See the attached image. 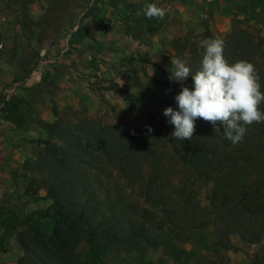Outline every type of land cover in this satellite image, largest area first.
Listing matches in <instances>:
<instances>
[{
	"label": "trees",
	"instance_id": "obj_1",
	"mask_svg": "<svg viewBox=\"0 0 264 264\" xmlns=\"http://www.w3.org/2000/svg\"><path fill=\"white\" fill-rule=\"evenodd\" d=\"M239 10L264 23V18L248 7L242 6ZM205 38L217 36L206 28L200 34H191L172 44L175 49L180 45L187 47L188 66L193 73L200 67L203 54L198 42ZM224 45V55L229 62L245 59L255 65L264 91V40L247 29L234 26ZM155 66L167 80L149 82L154 110L147 124L138 121L121 127H99L92 119L75 124L55 122L50 136L56 144H51L50 140L36 141L45 145L38 155L36 169L43 186L47 187L48 197L54 202V215L38 212L33 216L51 220L49 244L40 242L46 244L45 248L50 245L54 254L74 257L83 241L88 247L89 262L96 264L110 244L139 247L145 242L155 249L162 248L176 261L191 262V253L176 246L174 241L183 240L181 230L189 218L186 208V212L178 208L185 202L189 183L194 186L199 179L213 184L211 205L226 228L239 226L244 242H264V123L247 126L243 140L233 145L223 136L222 127L221 133H215L210 122L197 118L191 140H174L171 136L174 126L168 123L169 118L163 112L169 106L178 110L175 96L181 91V83L169 80L170 73ZM183 86L193 87L191 76ZM117 92L130 105H147L118 86ZM148 127L153 131L149 133ZM160 131L165 135L171 154L181 163V169L172 174L168 169L154 167L148 171L146 180L142 177L135 180L139 170L132 168L136 156L142 152L158 156L157 146L162 143ZM104 158L115 160L122 169L94 172L92 167L101 165ZM88 166L91 169H87ZM119 171L122 178L118 181ZM103 176L110 183L107 187ZM134 182L140 186L141 205L120 188V184ZM168 188L172 189L171 193L165 192ZM167 205L173 209L164 211ZM160 212L170 213L161 219ZM33 216L28 215L25 221L30 222ZM220 232L222 238L218 244L227 246L225 229ZM36 233L41 235L39 231ZM29 242L39 241L32 238ZM39 260L44 263L43 259Z\"/></svg>",
	"mask_w": 264,
	"mask_h": 264
},
{
	"label": "rangeland",
	"instance_id": "obj_2",
	"mask_svg": "<svg viewBox=\"0 0 264 264\" xmlns=\"http://www.w3.org/2000/svg\"><path fill=\"white\" fill-rule=\"evenodd\" d=\"M242 3V1L231 3L236 11L231 16L228 30H210L224 41L236 26L247 29L264 40V23L257 22L242 13L239 10L244 6ZM157 5L161 6V1H158ZM143 8L141 7V11L133 18L130 13L125 15L124 21L134 19L133 25L125 23L123 29L112 31L111 28L107 46L96 47L92 50L93 53L97 51V55L102 53L107 57L108 69L104 71L84 70L88 65L84 56L85 50L76 51L77 49L71 45L68 55L62 53V49L66 47L64 40L55 41L54 43L58 42L55 46H48V49L43 52L45 59L54 56L55 61L47 67L48 74L46 73L45 78L39 83L26 86V89L30 90L28 94H25L26 99L32 101L38 96L48 99L52 105L53 114L57 111L53 124L55 122L60 125L75 124L89 119L94 120L99 127L106 125L121 127L138 121L147 124L154 110L149 95V82L151 79L167 80V77L161 74L155 65L169 73L172 58L179 57L189 63L190 52L187 47L180 45L175 49L172 44L183 40L186 36L200 34L203 31L200 33L187 32L181 38L171 39L173 35L162 29V20L146 18ZM138 26L141 29L137 30ZM39 48V46L33 47L32 55L28 56V62L25 65L27 78L33 75L36 66L42 60ZM86 50L89 51L88 48ZM73 53L75 57L71 58ZM18 81L20 80L16 79L13 83ZM117 86L136 99L144 100L147 105L128 104L117 92ZM5 99V96L0 98L1 103H8V107L0 106V118L11 121L16 115V105L21 98L8 94V100ZM128 106L130 108L125 112ZM160 137L162 143L161 146H157L158 156L145 152L136 156L135 164L132 166L133 169H139L135 173V180L141 177L146 180L148 171L154 167L168 169V172L172 174L181 169V163L171 154L162 131H160ZM39 140H50L51 144H56L50 132L46 139ZM37 144L39 148H35L33 153L38 158L39 153L44 151L45 145L39 142ZM87 169L91 168L88 166ZM92 169L99 173V169L122 168L115 160L104 158L101 165L92 167ZM30 171L34 174L33 184H30L32 182L30 181L24 189V196L29 199H25L19 205H8V186L0 182V264H91L88 247L83 241L76 249L74 257L54 254L50 245L45 248V245L49 244L48 238L52 234L53 224L50 219H42L33 215L38 212H48L54 215V202L48 197L47 187H44L40 180L41 176L37 172L36 163ZM105 177L103 176L102 179L107 187L110 183ZM121 178L122 172L119 171L118 181ZM191 185L189 183L190 190L185 196V202L178 208L179 211L186 208L189 215L181 230L183 240L174 241L176 246L191 253V262L176 261L162 248L155 249L152 245L142 242L139 247L110 244L100 254L96 264H264V242L255 244L244 242L239 226L233 225L228 229L226 224L216 217V212L211 205L214 197L213 184L210 181L199 179L196 185ZM120 188L131 195L132 199L139 201L140 205L143 204L138 182L128 185L123 183L120 184ZM168 190L172 192L171 188L165 189V192L167 193ZM168 209L173 208L167 205L164 211H169ZM186 209H184L185 212ZM169 213L160 212L159 217L163 219ZM28 215L33 216L30 222L25 221ZM221 229H225L227 233L225 236L227 246L218 244L222 238ZM37 231L41 235H38ZM32 238L38 239L39 242L30 243ZM41 240L46 244L40 242ZM39 259H43L44 263H41Z\"/></svg>",
	"mask_w": 264,
	"mask_h": 264
},
{
	"label": "crops",
	"instance_id": "obj_3",
	"mask_svg": "<svg viewBox=\"0 0 264 264\" xmlns=\"http://www.w3.org/2000/svg\"><path fill=\"white\" fill-rule=\"evenodd\" d=\"M158 1L167 10L162 29L173 35L171 39L206 28L228 30L236 11L231 3L238 1L264 18V0H0V98L8 100V94L21 98L13 120L0 118V182L8 186L9 206L29 199L24 189L34 177L30 169L37 162L35 141L46 139L54 122L48 99L25 97L30 91L26 86L35 83L32 75L27 78L25 67L33 47H40L42 57L48 46L64 40L65 46L85 50L88 65L84 70L104 71L107 57L92 50L107 46L111 28L134 24V19L124 21L126 14L133 18L141 7ZM48 59L55 61L54 56ZM16 79L20 81L13 83ZM0 106L8 107V103L0 102Z\"/></svg>",
	"mask_w": 264,
	"mask_h": 264
},
{
	"label": "clouds",
	"instance_id": "obj_4",
	"mask_svg": "<svg viewBox=\"0 0 264 264\" xmlns=\"http://www.w3.org/2000/svg\"><path fill=\"white\" fill-rule=\"evenodd\" d=\"M148 19L162 20L167 10L156 3L143 8ZM203 49L200 67L192 72L185 59L172 58L169 80L181 83V91L175 96L178 110L169 106L163 114L174 126V140H191L197 118L210 122L215 133H221L233 145L241 142L247 126L264 123V91L255 65L240 59L229 62L224 55V41L205 38L198 42ZM193 87L183 86L190 77ZM153 130L148 127V132Z\"/></svg>",
	"mask_w": 264,
	"mask_h": 264
},
{
	"label": "built area",
	"instance_id": "obj_5",
	"mask_svg": "<svg viewBox=\"0 0 264 264\" xmlns=\"http://www.w3.org/2000/svg\"><path fill=\"white\" fill-rule=\"evenodd\" d=\"M70 46H66L62 53L67 54L69 52ZM68 55V54H67ZM51 63L49 59H45V55H42V60L36 66L35 71L32 75V79L35 83H39L46 75V67Z\"/></svg>",
	"mask_w": 264,
	"mask_h": 264
}]
</instances>
